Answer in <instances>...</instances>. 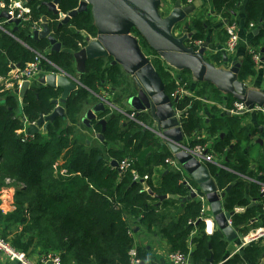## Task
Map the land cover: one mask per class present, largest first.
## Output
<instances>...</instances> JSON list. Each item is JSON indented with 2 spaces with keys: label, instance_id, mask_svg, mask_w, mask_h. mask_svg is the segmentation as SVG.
<instances>
[{
  "label": "trees",
  "instance_id": "1",
  "mask_svg": "<svg viewBox=\"0 0 264 264\" xmlns=\"http://www.w3.org/2000/svg\"><path fill=\"white\" fill-rule=\"evenodd\" d=\"M51 1L28 0L31 20L20 25L10 24L5 17H0L4 26L0 27V77L8 75L11 63L23 69L35 61L39 54L50 60L40 59V72L51 73L57 71L58 67L68 74L76 73L74 52L86 45L83 32L97 35L91 7L60 25L59 14L54 13L47 4ZM243 1L212 0V6L226 21L236 22L234 13ZM5 2L9 4L11 1ZM79 2L61 0L59 8L68 13L76 9ZM43 16L49 19L53 35L62 42L63 50H50L49 39H36L33 36L32 27ZM245 21L247 27L264 23V0L247 1ZM191 23L197 29L195 39L206 41L211 21L204 15L193 17ZM223 30L227 38L226 30ZM133 32L141 35L136 28H133ZM141 39L144 50L147 47L150 54L156 55L147 42ZM212 45L217 52L209 58L221 66L224 63V51L213 41ZM263 49L264 27L253 37L241 61L240 80L244 81L255 73L257 61L254 54L262 55ZM108 60L111 62V58ZM152 61L170 96L179 85L193 93L183 95L174 102L180 113L182 129L188 138L204 126L201 112L205 100H214L213 106L222 105L229 109L234 108L235 102L239 101L231 94L225 99L216 85L195 80L188 70H181L179 76H174L176 69L161 58L155 56ZM125 75L120 65L107 64L106 58H97L87 61L86 72L80 79L85 86L100 95L97 91L108 84L120 88L128 82L129 86ZM85 86H79L68 98L65 117L59 116L49 121L46 135L38 132L27 140H23L24 134H21L25 126L23 118L34 122L41 114H51L56 106L53 99L59 98L62 90L50 85H32L26 91L23 102L12 89L0 91L4 99L0 103V195L6 189L13 188L7 179L18 183L12 189L14 197L11 204L14 209H0V234L16 249L28 255L38 251L43 256L57 253L61 256V264H131L130 250L135 245V234L139 230L161 233L167 238L172 252L181 251L190 255L191 264H246L241 253L227 257L229 240L220 231L212 235L204 231V224L199 220L202 203L198 199L190 200L178 219L168 222L171 219V207L179 201L178 197L189 193V187L181 182L182 173L169 167L166 159L174 155L152 130L108 106L107 110L101 111L93 119L95 130L104 133V144L86 137L80 129L77 131L76 126L80 123L91 94ZM113 88L110 93H113ZM109 101L116 105L118 96L115 101ZM103 118L107 120L105 129L99 122ZM138 118L143 119L141 114ZM206 128L212 135L225 131L224 136L212 143L213 150L220 157L226 154L228 164L237 173L247 174L249 158L240 151L239 142L233 143L235 116L214 119ZM204 141L196 137L191 140V144ZM125 159L130 162L129 166L121 170L119 164ZM113 160L117 161L116 166L112 164ZM159 165L163 169L160 179L155 181L153 176ZM208 165L221 190L232 184L224 197L225 209L234 211L237 206L246 207L245 211H235L231 217L233 226L246 233V223L264 210V205L249 206L243 190L239 185L235 186V172L213 162ZM56 168H66L70 175H61L56 172ZM136 175L139 178L148 175V179L142 182L135 179ZM189 180L192 185L198 186L190 176ZM145 183L153 194L146 190ZM163 195L169 198L160 199ZM192 221H196L199 227L195 237L192 231L196 226ZM191 242L194 244L192 248ZM263 251L264 247L256 243L246 247L247 254L254 261L260 258ZM148 252L145 245L137 246V258L145 264H152L146 262Z\"/></svg>",
  "mask_w": 264,
  "mask_h": 264
},
{
  "label": "water",
  "instance_id": "2",
  "mask_svg": "<svg viewBox=\"0 0 264 264\" xmlns=\"http://www.w3.org/2000/svg\"><path fill=\"white\" fill-rule=\"evenodd\" d=\"M60 2L61 0H53L51 8L56 9ZM161 2L162 0H80L79 6L68 12L59 21V24L62 25L69 22L74 15L91 7L97 27V35L91 36L83 32L86 45L79 51L74 52L77 69L84 72L88 60L107 57L111 58L112 65H120L123 71L131 76L137 84L138 92L130 96V103L133 106L136 104L137 106L140 105L142 109L151 110L158 117L157 119L160 122L158 130L160 132L151 128L150 130L174 141H170L168 144L176 159L199 184L200 191L205 194L215 222L218 225V231L231 241L238 236L234 227L229 223L234 211H227L223 207V198L231 188V185L224 190L218 189L216 180L209 172L208 167L193 153L183 149L178 144L187 137L174 106V102L178 101L180 97H173L175 98L173 100L172 96L166 92V84L153 64V56L163 59L173 67L192 70L198 80L212 83L220 90L244 102L248 111L254 110L256 107L264 108V90L252 89L239 79L241 66L239 61H234L232 66H217L210 60L208 56L209 42L204 41L200 47L195 44L194 34L197 29L182 35H175L174 31L176 29L189 28V24L185 22L196 10V3L184 6L181 0H176L174 9L169 14L163 15L160 12ZM198 3L203 4L201 0H198ZM0 15L5 17L8 23L15 22L19 25L21 22L20 19L11 18L6 11L0 12ZM41 26L40 29L36 28L33 30V36L36 39H49L54 51L63 50V44L53 35L49 19L46 16H43ZM133 28L137 29L141 34L140 36L156 55L146 53L141 37L133 32ZM229 60L228 54L224 53V63L228 64ZM17 66L11 63V67L15 68ZM39 69H41V66ZM57 69L62 71L58 67ZM41 80L43 84L60 88L62 93L60 99H53L56 104L53 112L46 116L41 114L36 123L28 127L27 131L31 135L38 133L43 124L44 130L47 131L48 122L53 121L56 117H65L64 104L80 86L66 72L61 74L56 72L49 73L42 77ZM30 86L31 81L26 80L22 84V88L17 90L21 94V101H23L25 93ZM97 96L102 98L99 94ZM59 102L63 104L59 105ZM111 106L114 109L116 108L114 104ZM137 106H135L136 110H138ZM96 107L101 109V111H105L108 108L105 106L104 101L99 102ZM140 114L141 110H138L136 115L139 116ZM45 121L48 122L45 123ZM99 122L103 124V129H105L107 120L103 118ZM98 137L105 139L103 132L98 133ZM112 164L116 166L117 161L113 160ZM138 180L144 181L143 178ZM147 190L153 194L148 185ZM191 196L197 197V192L194 189L191 191ZM167 197V195H163L160 196V199ZM248 245L246 244L245 246L247 247ZM11 264H18V261L13 260Z\"/></svg>",
  "mask_w": 264,
  "mask_h": 264
},
{
  "label": "crops",
  "instance_id": "3",
  "mask_svg": "<svg viewBox=\"0 0 264 264\" xmlns=\"http://www.w3.org/2000/svg\"><path fill=\"white\" fill-rule=\"evenodd\" d=\"M10 1L13 2L15 0H10ZM23 1L28 6V0H23ZM163 1L161 2L162 5L164 4ZM175 1L176 0H171L169 2V9L163 13L164 15L169 14L174 9ZM201 1L203 2L202 5L198 3V0L192 2V3L197 4V8L194 11V13L189 16L190 18L185 22V23L189 24V28L184 29L182 27L181 29L175 30L174 33H175V35H182L183 33L192 32L195 28V27H192L193 24L191 23L193 17L205 15V18L207 20L211 21V25L208 27V32H207L208 34H207L206 41L209 42L208 56L212 57L213 54H215L217 52V49L216 50L213 49L212 41L219 48H221L225 43L226 36H225L223 29H225L226 19L214 11V8L212 6V0H201ZM247 1L248 0H244L243 2H241L239 4L238 8L236 9L235 13H234V19L236 21L235 23L237 24V28H238V32H239V36H240L239 43L236 47V50L233 53L228 54V56L230 58L229 63L228 64L223 63L222 65L232 66V63L234 61H239L241 63L244 55L246 54V52L250 48L251 40L253 39V37L256 34L259 33L260 29L264 27V23H262L259 26L247 27L246 21H245ZM51 2L47 3L49 8L54 13L59 14V18H58L59 21L62 20L67 13L62 12L61 9L59 8V5L57 6L56 9H52L51 8ZM181 2L184 6L190 4L185 0L184 1L181 0ZM2 11L7 12V9L0 7V12H2ZM0 17H2V16L0 15ZM21 23H23V22H20V24ZM10 24L18 25L15 22L10 23ZM13 25L11 27H13ZM41 25H42V19L40 20V22H37V24L32 27V31L36 28L40 29L42 27ZM0 27L4 28L2 22H0ZM14 29H16V28H14ZM255 31H257V33H255ZM11 33H12V31H11ZM50 46L51 47L49 49L52 50V44L51 43H50ZM263 51H264V49H263ZM146 53L151 55L147 51H146ZM105 58L107 59V64H111V62L108 60V58L107 57H105ZM49 62H50V60H49ZM213 62L216 63L214 60H213ZM173 68H175L176 72H177L175 74L174 73L175 71L171 70L172 73H174L173 74L174 76H179V71H181V70H188L192 74V76L195 80L204 82L202 80H198L196 78V76L194 75L193 71L190 69H180V68H176V67H173ZM17 69H18V66L15 68L12 67L11 71L8 73V75L5 76V80L3 82H0V91L12 89L17 93V95L19 96V99H20L21 94L19 92H17V90H20L22 88V84L24 82L22 84H19V82L17 81V79H16ZM54 72H56L58 74L63 73L62 71H58V70L54 71ZM85 72H86V69L84 72H82V71H79L76 67V73L74 75H71V74H69V75H71L74 78V80H76L80 86H85L81 82V79H80V77L82 75H84ZM49 73H50V71L38 73V75L35 76L33 81H31V86L32 85H46V84H43L41 79H42V77H44L45 75H47ZM51 73H53V72H51ZM125 77H126L125 79L127 81H129V84H130L129 86H128V82H126L124 85L121 84L122 86H120V88H113L112 85H110V84H108L106 87H101V88L99 86L100 89L97 92H99L100 95L103 96L100 99L97 96L98 94L96 93V90L93 91L92 88L85 86L89 89L91 94H90V96H89V98L85 104V108L83 109V112L81 114L80 123L77 124V126H76L77 131L80 129V131H82L83 133H88V136L91 137V139L99 140L100 144H104V140L101 139L100 137H98V133H100L101 131H96L94 128V124H93V118L99 116V113L101 112V109H97L96 106L98 105L99 102L104 101L105 106L108 107L109 104L106 102L107 98L109 97V99H112V101L113 100L115 101V97L118 96L119 101H118V103L116 102L117 100L115 101V103H116L115 109H117L122 114L126 115L127 118L139 122L145 128L149 127L148 129L151 128L155 131L157 130L160 132V130H158L159 129L158 126L160 124L159 120L157 119L158 117H156V115H154L151 112V110L142 109L140 107V105L137 106L136 104H134L135 106H137L138 110H141V114L143 116V119L142 120L139 119L138 118L139 116L136 115V112L138 110H136L135 106H133L130 103V96H132L138 92V87L130 75L126 74ZM6 80H8V82L11 83L10 86H8L6 84ZM244 82L247 85H249V87L252 89H256L258 91L264 90V52L261 55L260 60L257 62L255 73L248 76L246 79H244ZM191 85L196 86V84H194V83H192ZM180 86H182V85H180ZM196 87L198 88V86H196ZM112 88H113V93H110V89H112ZM185 89H186V91H189L187 88H185ZM192 91H194V89H192ZM221 92L224 94L225 99L229 96L228 95L229 93L224 92L222 90H221ZM60 98H61V96L57 99H60ZM3 101H4L3 97L0 96V103H3ZM20 101H21V99H20ZM21 102H23V101H21ZM213 102H214V100H205V102H204V106H203L204 109L201 112V115L203 116L202 120H203L204 126L201 129H199L198 132L194 136H192L190 138L187 137V139H184V141H181V142L183 144L189 143L190 146H194L191 144L192 139H194L196 137H198V139H205L206 141H204V143H197V144L207 145L208 150L210 152L215 153V151L213 150V147L211 145L216 140H218L219 137L224 136L225 131H223V132L221 131V133H217V134L212 135L206 127L211 125V122L214 119L224 118L227 116L230 117L231 115H234L235 116V140L233 141V143L236 144L239 142L240 143V151L242 153H244V155L248 156L249 161H250L248 173L247 174L237 173L228 164L227 159L225 158L226 154L221 155L222 157H220L217 153H215L216 154V164L219 165L220 167L224 168V169H228L232 172H235V174L237 175L236 179H235V186L239 185L240 189L243 190V194H244L245 198L249 201L250 207H258V206L264 205V109L263 108L262 109L255 108L254 110H251V111H246V112L236 114V113H231L229 111V108H227V106H222V105L213 106L214 105ZM62 104L63 103L59 102V105H62ZM65 104H64V107H65ZM65 113H66V110H65ZM179 120L181 123V117L180 116H179ZM46 122H48V121H45V123ZM43 126H44V124L41 126L39 132L46 135L47 131L44 132L45 130H44ZM153 130H152V132L155 133V135L157 137H159L161 139V141L164 142L165 144H167L168 147L170 148L168 142H170V141L174 142V141L172 139L162 137L160 134H158L157 132H155ZM88 142H89V140H88ZM197 144H195V145H197ZM170 150H171V148H170ZM172 153H173V151H172ZM173 155H174V153H173ZM168 158H176V157L174 155V157H168ZM167 159H166V162L169 164V167L173 168V166L167 161ZM202 162L208 167V169H209L208 164L212 163V162H206V161H202ZM161 169H163V167L161 165H159L158 167L155 168L156 172H154V176H153L155 181H158L160 179ZM209 172L211 173L210 170H209ZM211 175L216 180V177L213 174H211ZM183 176L188 178L187 180L189 181V184H186V185L189 187V193L185 196H180L177 198L179 201L174 205V207H171V211L169 212V217L171 219H169L168 222L169 221H176L178 219V216H180V214L184 211V207L186 206V204L190 200L198 199L199 201H201L199 196L200 195L205 196V194L200 191L201 188L199 187V184L197 182H196L198 184L197 187L191 184V182L189 180V176L191 177V175L188 172L183 174ZM144 181H146V180H144ZM216 183H217V180H216ZM12 185L14 188L17 186V183L13 182ZM145 188L147 190L146 183H145ZM231 188H232V184H231ZM192 189H194L197 192V197L191 196ZM218 189H220L219 186H218ZM8 190H10V188L6 189L3 193H1L0 203H1L2 199H4L5 196L8 193H10V191H8ZM13 197H14V194H13ZM167 198H169V197H167ZM205 198H206V196H205ZM10 199H9V203H11ZM183 199H186V200H183ZM223 201H224V198H223ZM201 203H202V201H201ZM206 204L209 205L207 198H206ZM223 207H224V205H223ZM237 207H243V209L240 211L235 210L236 212H243L246 209V207H244V206H237ZM237 207H235V208H237ZM12 209H14V206L11 204L10 210H12ZM224 209H225V207H224ZM209 213L213 215L212 210L210 208V205H209ZM200 221L203 224V221L202 220H200ZM197 225L198 224L196 223L195 224L196 227H194V229L192 231L193 237H195L199 233V227ZM231 225L233 226V222ZM246 226L248 227L246 233H249V232L254 231L260 227H263L264 226V210H262L259 214H257L256 217L249 220L246 223ZM233 227L236 230V232L238 233V236L234 240H231V241L229 240L227 257H231L235 253H241L245 259L246 264H264V251L261 254L260 258L257 261H254L247 254L246 246L241 247V245H240L241 240L246 233H244L240 228H237L235 226H233ZM217 231H218V225H217ZM135 237H136V240H135L134 247L137 248L138 245H141V246L145 245L147 247V249L149 250V252H148L149 258L146 262L150 261V262H152V264H172L171 258H170V254L172 253L170 244H169L167 238L164 237L161 233H158V232L147 233L144 230H139V232L137 234H135ZM253 243H256L257 245L264 247V240L256 241ZM191 244H192V242H191ZM193 246H194V244L191 245V248ZM38 252L29 254V256L36 262H40L41 259L43 258V255L41 253H38ZM142 263L145 264L144 261L140 260V262L138 264H142ZM0 264H11V261L6 259L1 252H0Z\"/></svg>",
  "mask_w": 264,
  "mask_h": 264
},
{
  "label": "built area",
  "instance_id": "4",
  "mask_svg": "<svg viewBox=\"0 0 264 264\" xmlns=\"http://www.w3.org/2000/svg\"><path fill=\"white\" fill-rule=\"evenodd\" d=\"M171 0H164V4L160 5V12L163 14L166 10L169 9V2ZM188 3H192L196 0H186ZM0 7L7 9V12L11 18H17L20 19L21 22H29L31 19L30 13L31 8L27 6L23 0H15L13 2H10L7 4L4 0H0ZM65 15V14H64ZM63 15V16H64ZM167 15V14H166ZM37 22H35L34 25H36ZM33 25V26H34ZM225 30L227 34V38L225 40L224 45L220 48L224 53L230 54L233 53L236 50V47L239 43L240 36L237 28V24L235 22H225ZM203 43L202 40H195V44L197 47H200V45ZM45 58L44 55L39 54V56L36 58L35 61L29 63L25 68L23 69H17L16 79L19 82V84H22L24 81L29 80L33 81L35 76L38 75L40 72V59ZM261 58L260 53L254 54V59L258 62ZM48 60V59H47ZM49 61V60H48ZM63 71V70H62ZM63 73H65L63 71ZM67 74V73H66ZM5 80V77H0V82H3ZM6 84L10 86V82L6 80ZM191 95L193 94L190 91H186V89L183 86H180L175 90V92L172 94V97L176 96H183V95ZM107 98V97H106ZM106 101V100H105ZM110 106L112 105L109 101V97L106 101ZM260 108V107H256ZM262 109V108H261ZM264 109V108H263ZM177 111V109H176ZM231 113H242L248 111L246 105L242 101H237L234 104V108L229 109ZM178 117L180 116V113L177 111ZM25 126L22 129L21 134L23 133V140H27L28 137L34 136L33 134H29L27 131L28 127L36 123L29 122L26 117L23 118ZM46 132V131H44ZM187 139V137H186ZM184 141V140H183ZM182 146L183 149L193 153L194 156H196L200 161H206V162H213L216 163V154L214 152H210L208 150L207 145L203 144H197L194 146H190L188 144H183L182 142L178 143ZM167 161L173 166V168L180 172V173H187V171L184 169L182 164L176 159V158H168ZM129 161L127 159L123 160L119 164V168L121 170L126 169L129 166ZM56 172H58L61 175L68 176L70 173H68V170L66 168L58 169L56 168ZM182 174V175H183ZM135 179H140L138 175L135 176ZM144 180L148 179V175H145L143 177ZM188 178L183 176L181 179V182H184L185 184H189ZM9 183H13L14 180L7 179ZM18 185V183H17ZM10 193H8L4 199H2L0 203V209L3 211H8L11 208V203H9V199L12 200L13 198V190H8ZM7 192V191H6ZM200 200L202 201V209H201V215L199 217V220L203 221L204 231L208 235H212L217 231V224L215 222V219L212 214L209 213V205L206 204V198L204 195L199 196ZM243 207H237L234 209V211H240ZM194 224H196V221H192ZM229 223L232 224V220L229 219ZM264 240V226L260 227L254 231H251L249 233H246L244 237L241 240V247H244L246 244H251L256 241ZM0 252L3 254V256L10 260H17L18 264H61V256L57 253H49L46 256H43L40 262L34 261L25 251L16 249L8 240H6L1 234H0ZM131 255V264H138L140 262V259L137 258V248L132 247L130 250ZM171 262L172 264H191L190 261V255L183 253L181 251L172 252L170 254Z\"/></svg>",
  "mask_w": 264,
  "mask_h": 264
},
{
  "label": "rangeland",
  "instance_id": "5",
  "mask_svg": "<svg viewBox=\"0 0 264 264\" xmlns=\"http://www.w3.org/2000/svg\"><path fill=\"white\" fill-rule=\"evenodd\" d=\"M162 1H163V0H162ZM176 30H177V29H176ZM145 49L147 50V52H149V50H148V48H147V47H145ZM109 107H111V109H113V107H112V106H110V105H109ZM141 116H142V114H141ZM142 117H143V116H142ZM84 134H86V137H89V136H88V133H84Z\"/></svg>",
  "mask_w": 264,
  "mask_h": 264
},
{
  "label": "flooded vegetation",
  "instance_id": "6",
  "mask_svg": "<svg viewBox=\"0 0 264 264\" xmlns=\"http://www.w3.org/2000/svg\"><path fill=\"white\" fill-rule=\"evenodd\" d=\"M5 1V0H4Z\"/></svg>",
  "mask_w": 264,
  "mask_h": 264
}]
</instances>
